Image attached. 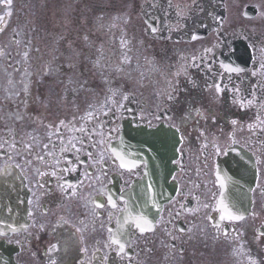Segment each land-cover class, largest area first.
<instances>
[{
  "label": "flooded vegetation",
  "instance_id": "flooded-vegetation-1",
  "mask_svg": "<svg viewBox=\"0 0 264 264\" xmlns=\"http://www.w3.org/2000/svg\"><path fill=\"white\" fill-rule=\"evenodd\" d=\"M91 108L103 143L80 152L75 171L61 174L77 154L58 143V164L46 150L44 164L22 154ZM261 121L264 0H0V264H264ZM161 125L180 139L175 194L122 256L109 246L121 212L107 196L128 207L147 166L122 167L118 148L126 131ZM235 146L251 156L255 185L251 212L229 223L216 171Z\"/></svg>",
  "mask_w": 264,
  "mask_h": 264
},
{
  "label": "water",
  "instance_id": "water-1",
  "mask_svg": "<svg viewBox=\"0 0 264 264\" xmlns=\"http://www.w3.org/2000/svg\"><path fill=\"white\" fill-rule=\"evenodd\" d=\"M178 144L176 133L164 126L141 128L125 135L121 146L124 156L130 161L147 164L146 175L136 183L132 192L130 208L133 215L143 211L153 221L164 202L174 195L170 177ZM217 176L219 183L223 179L226 185L223 189L226 202L236 204L244 215L248 214L255 182L250 157L238 148L229 150L228 156L218 165Z\"/></svg>",
  "mask_w": 264,
  "mask_h": 264
},
{
  "label": "snow or ice",
  "instance_id": "snow-or-ice-1",
  "mask_svg": "<svg viewBox=\"0 0 264 264\" xmlns=\"http://www.w3.org/2000/svg\"><path fill=\"white\" fill-rule=\"evenodd\" d=\"M7 2L10 4V0H7ZM155 31V29H153ZM123 43V42H122ZM25 55H27L25 53ZM125 62H128L127 60ZM231 71L235 72H240L243 71V69L239 68H234L230 69ZM216 88L218 91H220V86L216 85ZM27 91V89H25ZM239 91V89H237ZM124 99H127L125 96ZM171 99V97H169ZM253 103L252 100H248L246 102L242 101L241 106L246 105H251ZM106 107V105L102 106ZM102 115H107V112H102ZM22 119V117H21ZM81 121L83 122L81 126L77 127L75 124V121H69L67 124L64 121H60V124L55 128L54 132H51V134L48 136V143H44L41 145H35L31 143H25L23 145V153L26 155H35L36 162L44 164L47 163L46 160V155L41 154V152L46 150L47 156L51 157L53 160H56V163H59V160L57 159V153L54 151V149L57 148V143L59 145V153L64 154L67 152H73L76 153V159L75 161L73 160H65V167L60 169L61 174L64 171H75V167H67L68 165H73V164H80L83 163L82 161L79 160V153L82 151H85L86 147H96L99 148L103 141H95L94 137L98 134L97 133V122L99 121V116L96 114V109L91 108L84 116H82ZM236 121H233V124H235ZM261 124H264V121H261ZM49 129L52 128L51 125H48ZM100 127H103V124H100ZM250 128H253V125L249 126ZM65 129L67 131L71 132L73 135L70 139H67V142L65 143ZM261 131H264V127L260 128ZM56 137V142L52 140V136ZM102 135V133H100ZM13 148L17 147L16 143L12 144ZM36 147H39L41 151L34 152V149ZM88 157L91 159L93 158V153L92 152H87L86 153ZM118 155V154H117ZM100 160H103V154L100 153ZM121 160V166L122 167H128L129 165L124 162V159L122 156L119 157ZM26 163H32V161H25ZM51 166V165H49ZM133 167L135 165H132ZM16 167H19V164L16 165ZM38 174L43 176L48 173L44 172H39ZM51 175L55 176L57 173L55 171H52L50 173ZM69 188L72 186L69 185ZM220 187L221 189H226V185L223 181V179L220 180ZM72 194H75L74 191ZM103 194V193H101ZM220 199L218 201V207L217 211L221 213L220 215V220L221 221H227L229 223L232 222H239L243 221L245 219V215L240 211L239 207L236 204H229L226 202V197L223 191L219 193ZM107 202L113 209H117L118 211L121 212V216L117 221V230L115 232H112L111 229L109 231L112 233L110 236V247L112 245H115L118 252L123 256L125 255V249L126 246L131 245L132 243V238L135 236L136 232L135 230H139L140 233H144L146 231H153L154 230V222L148 218V216L143 212H137L135 215H133L132 211L125 206L124 208H118L117 202L113 199L111 194L107 196ZM154 203V202H153ZM97 208L104 207V205L97 203L95 205ZM205 207H208V205H205ZM112 213H109V218H111ZM209 220H211V217H208ZM23 227V226H22ZM217 229L220 228L219 224L214 225ZM8 228L10 231L15 232L16 228L13 227L12 225H8ZM183 231V229L181 230ZM231 231L236 233V239L240 238L239 231L235 228L231 229ZM7 233L0 231V235H6ZM224 236L227 237L228 235V230H225L222 233ZM259 236H264V231L259 233ZM259 238V237H257ZM57 246L52 245L49 251H57ZM103 259V258H102ZM250 264H257V261L255 259H252L249 257ZM51 264H55V261H51Z\"/></svg>",
  "mask_w": 264,
  "mask_h": 264
}]
</instances>
